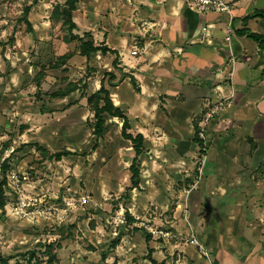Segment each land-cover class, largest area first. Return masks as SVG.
Masks as SVG:
<instances>
[{
  "label": "crops",
  "instance_id": "obj_1",
  "mask_svg": "<svg viewBox=\"0 0 264 264\" xmlns=\"http://www.w3.org/2000/svg\"><path fill=\"white\" fill-rule=\"evenodd\" d=\"M227 1L230 14H200L188 8L187 0H88L86 9L78 0L74 12L77 30L86 29L95 46L117 53L116 68L114 55L90 56L96 60L90 66L102 64L104 70L91 93L102 83L113 106L126 116L128 133L143 137L140 182L128 191L125 209L137 226L148 205H154V223L164 216L170 226L154 227L156 262L164 251L186 254L187 264H264V51L249 38L263 34L264 20L244 21L264 13V0ZM77 14L83 17L76 20ZM134 49L138 54L131 56ZM73 97L59 101L70 105L60 117L59 112L41 117L55 115L54 122L64 119L73 125L82 112L84 120L85 99L76 103ZM222 100L225 106L209 123L201 154L195 128ZM121 126L120 119L106 118L104 136L113 133L127 144L114 158L129 173L134 152L122 139ZM209 153L214 166L203 178ZM200 155L205 161L193 188ZM35 169L30 168L40 178ZM129 186L103 185L104 194L108 189V196L116 191L114 196H122ZM190 235L207 257L185 243Z\"/></svg>",
  "mask_w": 264,
  "mask_h": 264
},
{
  "label": "rangeland",
  "instance_id": "obj_2",
  "mask_svg": "<svg viewBox=\"0 0 264 264\" xmlns=\"http://www.w3.org/2000/svg\"><path fill=\"white\" fill-rule=\"evenodd\" d=\"M32 1L0 0V177L5 160L9 170H26L33 179L38 174L30 168L35 167L41 176L35 181L33 193L47 195V203L52 206L67 198L78 207L60 220L55 217L39 224L8 216L4 207V212L0 210V255L9 259V264H49L51 256L53 264H187L183 259L186 254L179 252L169 256L163 251L161 262L154 260V229H170L164 216L159 224L154 223V205H148L137 226L116 222L117 215H123L126 221L128 192H122V196L111 192L110 197L108 189L104 194L103 185H130V174L114 158L116 151L127 144L113 133L111 137L94 138L93 114L87 104L94 79L103 75V65L92 68L95 57L80 56L79 41H64L66 28L50 21L54 7L65 0H38L27 17L29 27L22 17ZM82 1L85 5L80 7L85 8L88 0ZM81 17L77 14L76 20ZM84 31L76 28L74 34L82 37L88 33ZM74 86L76 89L68 95L54 96ZM72 93L76 103L85 99V107H81L85 119L81 112L73 125H67L64 119L54 122L70 106L66 104L72 100L65 98ZM61 100L67 103L60 105ZM53 112L59 113L48 120L42 118ZM66 151L75 154L70 159L55 158ZM106 155L111 157L107 159ZM207 156L203 178L214 166L212 155ZM62 158L70 161L63 163L64 167L58 164ZM200 184L202 180L198 188ZM82 196H88L89 202L77 203ZM50 244L53 249L46 255L44 246ZM33 252L36 258L29 262Z\"/></svg>",
  "mask_w": 264,
  "mask_h": 264
},
{
  "label": "trees",
  "instance_id": "obj_3",
  "mask_svg": "<svg viewBox=\"0 0 264 264\" xmlns=\"http://www.w3.org/2000/svg\"><path fill=\"white\" fill-rule=\"evenodd\" d=\"M37 2L38 0H33L31 5L26 7L23 11L22 21L29 27H30V23L28 22L27 17L32 7L35 6ZM77 4H78V0H65L63 5H60V6L57 5L56 7H54L52 11V14L50 16V21L54 23L59 22L63 28H66L67 37L64 38V41L66 42L79 41L78 49H79L80 56L89 58L92 55H100V56H105L107 54L114 55L116 56V58L112 62V66L116 68L118 63H117V53L115 51H112L103 45L95 46L92 36L89 33L83 35L82 37L74 34V31L76 30L77 27L73 20V13L77 9ZM256 17H260L261 19L264 20V13L262 12L255 13L254 15L244 19V21H247L249 19L256 18ZM249 38L252 41H254L261 50L264 51V32L262 35H249ZM108 76L111 79H113L112 75L111 76L108 75ZM130 83L133 86V88L136 91H138L133 78H130ZM75 89L76 87L74 86L68 91L64 93L55 94L54 96L63 97V96L68 95ZM87 104L90 107V110L93 114L94 122H93V133L92 134L97 139H100L104 136L106 118L108 117L117 118L122 121L121 137L123 140L129 141L131 143V148L134 152V158L132 159V162L128 169L129 174H130V178H129L130 186L126 189V191L128 192V191H131L132 189L137 188L140 182V171H139L140 163L138 159L144 149L143 137L141 135H136L135 137H133L132 135L128 133V131L130 130V127H129V123H128L126 116L123 114L121 110L113 106L112 101L110 99V93L109 91L105 89L102 83H101L100 89L87 98ZM195 130H196L195 141L200 147V153L203 154L202 141H200L197 136V131H198L197 127L195 128ZM63 155H68V153L56 154L55 158L59 159ZM9 169L10 167L8 165V161L5 160L1 168V177H0L1 178L0 180V210H2L3 212H4V207H5V187H6L5 176H6V172ZM125 217H126L127 225H132L135 223V220L129 216L127 211L125 212ZM133 230H137V229H133ZM146 241H149V236H146ZM114 244H117V242H115ZM44 249H45L44 251L45 254L50 255L51 250L53 249V245L51 244L47 246L45 245ZM35 256L36 254L33 252L30 255V258L28 261L31 262L32 260H34L36 258ZM103 259L105 260V255H103L102 260ZM48 260H49L48 261L49 264L54 263V257L51 256L48 258ZM0 264H9V259H6L0 255ZM152 264H155L154 261H152Z\"/></svg>",
  "mask_w": 264,
  "mask_h": 264
},
{
  "label": "built area",
  "instance_id": "obj_4",
  "mask_svg": "<svg viewBox=\"0 0 264 264\" xmlns=\"http://www.w3.org/2000/svg\"><path fill=\"white\" fill-rule=\"evenodd\" d=\"M187 6L190 10L205 14V13H216V14H230L231 7L227 0H187ZM138 50L134 49L131 52V56H136ZM225 106V100L219 101L212 105L209 112H207L202 119L197 136L200 141H202V151H204V145L206 142V131L211 120L217 115L220 110ZM203 155H200L202 157ZM205 159L203 157L200 159L197 167L198 180L195 181L196 187L202 173V167L204 165ZM31 174L26 170H9L6 173V187H5V198L6 205L5 210L8 216H13L19 219L26 220L29 223L39 224L40 220H51L60 217H65L67 213L76 210L78 205H74L67 198H63L58 206H52L47 203V195L44 193H33L36 189L35 181H39L40 178L35 177L33 179ZM36 175V174H35ZM90 198L88 196L80 197L77 203L84 205L89 202ZM57 215V216H55ZM116 222L120 225H125L126 221L123 215H117L115 218ZM185 243L194 246L198 253L207 257V252L205 248L198 242V240L190 235Z\"/></svg>",
  "mask_w": 264,
  "mask_h": 264
}]
</instances>
